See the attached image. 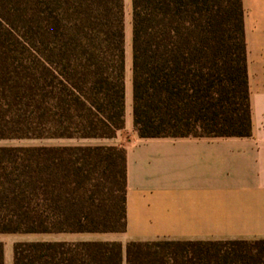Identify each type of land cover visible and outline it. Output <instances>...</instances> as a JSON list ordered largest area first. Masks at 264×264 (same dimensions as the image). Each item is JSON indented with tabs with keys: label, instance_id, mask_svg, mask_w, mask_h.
<instances>
[{
	"label": "trees",
	"instance_id": "obj_1",
	"mask_svg": "<svg viewBox=\"0 0 264 264\" xmlns=\"http://www.w3.org/2000/svg\"><path fill=\"white\" fill-rule=\"evenodd\" d=\"M130 3L134 133L250 137L243 0ZM126 20V0H0V140L117 138ZM127 187L123 145L0 146V234H124ZM12 264H264V239L17 242Z\"/></svg>",
	"mask_w": 264,
	"mask_h": 264
},
{
	"label": "crops",
	"instance_id": "obj_2",
	"mask_svg": "<svg viewBox=\"0 0 264 264\" xmlns=\"http://www.w3.org/2000/svg\"><path fill=\"white\" fill-rule=\"evenodd\" d=\"M243 8L250 137L140 139L127 106L101 144L127 150V243L264 239V0Z\"/></svg>",
	"mask_w": 264,
	"mask_h": 264
},
{
	"label": "rangeland",
	"instance_id": "obj_3",
	"mask_svg": "<svg viewBox=\"0 0 264 264\" xmlns=\"http://www.w3.org/2000/svg\"><path fill=\"white\" fill-rule=\"evenodd\" d=\"M127 56H126V110L131 108V3L126 0ZM128 106V108H127ZM129 117V111H126ZM103 140H0V146H95L104 144ZM80 242L116 241L123 247L127 239L123 234H0V242L5 249V264H12L13 245L17 242Z\"/></svg>",
	"mask_w": 264,
	"mask_h": 264
}]
</instances>
